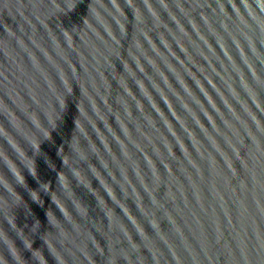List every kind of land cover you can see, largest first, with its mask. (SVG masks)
I'll return each instance as SVG.
<instances>
[{
  "label": "water",
  "instance_id": "water-1",
  "mask_svg": "<svg viewBox=\"0 0 264 264\" xmlns=\"http://www.w3.org/2000/svg\"><path fill=\"white\" fill-rule=\"evenodd\" d=\"M0 264H264V0H0Z\"/></svg>",
  "mask_w": 264,
  "mask_h": 264
}]
</instances>
